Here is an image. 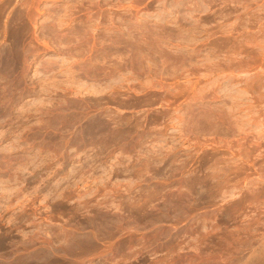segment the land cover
<instances>
[{
	"label": "rangeland",
	"instance_id": "rangeland-1",
	"mask_svg": "<svg viewBox=\"0 0 264 264\" xmlns=\"http://www.w3.org/2000/svg\"><path fill=\"white\" fill-rule=\"evenodd\" d=\"M0 264H264V0H0Z\"/></svg>",
	"mask_w": 264,
	"mask_h": 264
},
{
	"label": "bare ground",
	"instance_id": "bare-ground-1",
	"mask_svg": "<svg viewBox=\"0 0 264 264\" xmlns=\"http://www.w3.org/2000/svg\"><path fill=\"white\" fill-rule=\"evenodd\" d=\"M145 59H146V58H145ZM121 60H122V59H121ZM142 61H143V60H142ZM115 76H116V75H115ZM97 121H98V120H97ZM94 127H95V128H103V123H101V122H98V123H97V122H96V124L94 125ZM95 128H94V129H95Z\"/></svg>",
	"mask_w": 264,
	"mask_h": 264
}]
</instances>
